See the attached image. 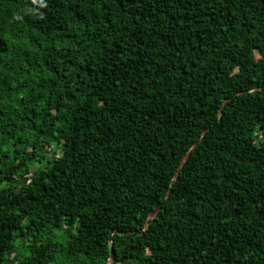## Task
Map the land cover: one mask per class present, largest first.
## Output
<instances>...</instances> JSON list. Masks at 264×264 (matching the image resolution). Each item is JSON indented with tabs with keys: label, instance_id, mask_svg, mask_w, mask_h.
I'll use <instances>...</instances> for the list:
<instances>
[{
	"label": "trees",
	"instance_id": "1",
	"mask_svg": "<svg viewBox=\"0 0 264 264\" xmlns=\"http://www.w3.org/2000/svg\"><path fill=\"white\" fill-rule=\"evenodd\" d=\"M0 264H264V0H0Z\"/></svg>",
	"mask_w": 264,
	"mask_h": 264
},
{
	"label": "water",
	"instance_id": "2",
	"mask_svg": "<svg viewBox=\"0 0 264 264\" xmlns=\"http://www.w3.org/2000/svg\"><path fill=\"white\" fill-rule=\"evenodd\" d=\"M220 115H221V110H219V112H218V116L220 117ZM205 132H206V130H204L202 133H201V136H200V138L202 137V136H204V134H205ZM197 143H198V140L191 146V148L186 152V154L184 155V157L181 159V161H180V163H179V165H178V167H177V169H176V171H175V173H174V175H173V177H172V181L176 178V176L178 175V173H179V169L182 167V165L185 163V161L187 160V158L189 157V155L191 154V152L193 151V149L197 146ZM168 196H169V191L167 192V194H166V196H165V199L164 200H167V198H168ZM160 209H161V206H159L156 210H154L153 212H151L150 214H148V216H147V218H146V222H145V226L147 225V223H148V221L150 220V219H153L155 216H156V214L160 211ZM115 233V231H111L110 233H109V242H110V245L112 246V234H114ZM141 233V232H140ZM127 234H130V232H128ZM113 260V252H112V250H111V252H110V258H109V260H108V263L109 262H111Z\"/></svg>",
	"mask_w": 264,
	"mask_h": 264
}]
</instances>
